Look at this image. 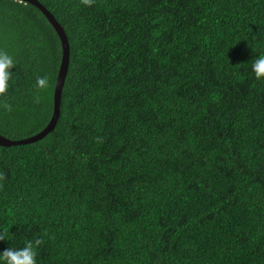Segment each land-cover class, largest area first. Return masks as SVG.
<instances>
[{"label":"trees","instance_id":"obj_1","mask_svg":"<svg viewBox=\"0 0 264 264\" xmlns=\"http://www.w3.org/2000/svg\"><path fill=\"white\" fill-rule=\"evenodd\" d=\"M39 2L71 58L55 129L0 145L14 246L41 239L39 264H264V81L251 71L264 0ZM0 48L18 63L0 134L26 139L52 118L62 41L32 3L0 0Z\"/></svg>","mask_w":264,"mask_h":264},{"label":"clouds","instance_id":"obj_2","mask_svg":"<svg viewBox=\"0 0 264 264\" xmlns=\"http://www.w3.org/2000/svg\"><path fill=\"white\" fill-rule=\"evenodd\" d=\"M86 7H91L95 0H81ZM18 65L15 57L7 50L0 48V107L7 111H12L13 104L8 102V95L15 83V74L12 71ZM251 71L257 81H264V54L257 55L251 61ZM48 77L38 76L36 78V88L45 90L48 87ZM34 102H39L37 97ZM7 180V176L0 172V187H3ZM12 241L13 244L9 248L0 252V264H39V248L43 241L41 239L26 240L23 246H14L13 236L9 229H0V241Z\"/></svg>","mask_w":264,"mask_h":264},{"label":"water","instance_id":"obj_3","mask_svg":"<svg viewBox=\"0 0 264 264\" xmlns=\"http://www.w3.org/2000/svg\"><path fill=\"white\" fill-rule=\"evenodd\" d=\"M23 1L30 2L36 7H38L46 15V17L51 22V24L54 26L62 41L63 57H62L59 73H57L58 77H57L55 93H54V111L49 124L39 133L22 140L9 139L0 134V145L3 146H13V145L36 142L40 139H43L45 136H47L50 132H52L55 129L61 114L62 94L70 66L71 46L64 27L58 22L55 16L41 2H39V0H23Z\"/></svg>","mask_w":264,"mask_h":264}]
</instances>
